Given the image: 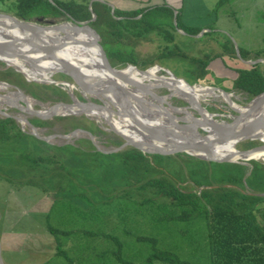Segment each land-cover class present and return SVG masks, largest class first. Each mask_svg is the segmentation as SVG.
<instances>
[{
  "label": "trees",
  "instance_id": "trees-1",
  "mask_svg": "<svg viewBox=\"0 0 264 264\" xmlns=\"http://www.w3.org/2000/svg\"><path fill=\"white\" fill-rule=\"evenodd\" d=\"M222 1L218 0L216 5ZM0 4L4 5L6 11L22 20L34 17H63L75 22L87 21L90 27L99 32V44L109 64L115 68H122L127 64L146 68L157 64L156 60L159 58L178 53L187 56L200 70L194 73L192 82H186L205 85L208 84L206 75L210 61L219 57L221 53L229 52L232 56L235 55L233 49L226 50L223 44L222 52L203 58L191 57L182 51L175 52L177 48L174 44L175 29L187 35H194L200 32L201 27L184 24L179 12L166 3L128 10L113 8L112 12L108 4L97 0H0ZM166 18L169 19L168 22ZM69 25L75 30L72 24ZM168 28L173 30L170 31ZM207 28L206 26L205 29ZM86 30L81 28L92 42L93 37ZM140 41L155 42L158 50L150 55L139 56L135 47ZM83 43L86 47L85 40ZM171 43L174 46L168 47ZM86 51L87 49L81 52L89 56ZM238 52L240 57L246 60L263 59L261 54L264 53V46L252 57H249L246 51L240 52L238 49ZM234 72L232 85L236 90L245 93L248 100L264 91L262 62L244 64L234 69ZM0 79L20 87L36 101L46 104L47 108L53 104L70 102L68 93L61 86L27 81L21 73L11 67L0 68ZM26 103L32 108L29 102ZM64 107L60 106L56 111ZM81 117L83 115L80 113L47 117L32 115L26 119L29 126L37 129H51L60 123L67 130L83 126ZM28 125L24 130L14 117H0V177L11 186L19 187V182H23L18 178L20 174L21 178H24L23 185L36 187L45 195L52 193V210L46 215V227L56 239V253H64L63 256L68 263L74 264L61 246L62 236L70 232V228L76 223L72 224L66 215L73 211L77 218L87 215L86 218L90 217L87 221L96 222L99 194L96 189L100 187L101 182L115 179L119 186L124 187L111 188L114 194L102 198L105 202L116 199L130 200L129 187L135 186L138 188L137 196L140 199L142 197L141 201L135 202L137 206L148 199L158 208L172 207L175 211L167 214V218L179 220L200 218L206 228L208 264H264V162L250 159L242 164L194 158L180 159L176 166H167L165 159H171L172 155L143 153L131 146H124L107 154L94 149L92 145H89L91 151L83 150L74 144L53 146L29 134L26 131L29 129ZM86 128L93 133L95 129L97 130L93 122ZM113 137L119 145L122 138L117 135ZM56 150L71 154L76 161L75 164L71 167L66 166L64 160L54 153ZM119 180H123V183ZM144 189H150V194L144 195ZM158 198L162 200L156 204ZM59 206L66 211L58 214L53 212L58 215L55 218L56 223L64 220L62 224L69 225V228L63 229L49 222L51 212L59 211ZM117 208L118 217L121 220L126 219V215L123 214L126 208L124 206L122 209ZM103 215L107 214L101 216ZM81 230L89 237L97 236L99 241L110 243L109 239H117L115 235L99 229L95 230L96 233L87 227ZM136 240L156 242L151 236L138 235ZM116 243L119 249L114 250L112 245L111 249L103 248L100 257L104 258L110 253L115 255V259L121 260L118 255L121 251V242L116 240ZM147 258H157L168 264H188L187 260L165 250L152 252ZM77 262L81 263V260Z\"/></svg>",
  "mask_w": 264,
  "mask_h": 264
},
{
  "label": "rangeland",
  "instance_id": "rangeland-1",
  "mask_svg": "<svg viewBox=\"0 0 264 264\" xmlns=\"http://www.w3.org/2000/svg\"><path fill=\"white\" fill-rule=\"evenodd\" d=\"M97 1L108 4V6L111 7V12L113 8L128 10L143 7L147 4V2L143 0H136L137 3H135V0ZM153 1L154 0H150L148 3L152 4ZM179 1L180 0H171V3L176 4ZM183 3L184 11H180L179 9V14H184V20L188 24L194 25L196 27H201V33L199 32L194 35H187L181 30L175 29V31H173L174 44L177 47L175 52L182 51V53H185L188 56L203 58L206 55L210 56L217 52H222L224 48L221 44H223L226 50L233 49L235 55L232 56V53H230V55L229 52L221 53L219 57H217L213 61H210L209 66L207 65L208 73L206 77L208 78V84H205L207 85V87H201L205 85L197 82L189 83L191 85H194L189 86L185 82H192L194 80V73L200 71L198 67H196V65L191 63L187 56L174 53L170 57L162 59L159 58L156 60L157 64L146 67L149 68L147 69V71H149L147 80L151 85V88L147 89L151 90L158 96L164 97V106H172L177 108L179 111L175 112V116H183L184 114L182 112V109H184L190 112L193 116L199 117L197 111L190 107L183 98L178 96L176 97V95L168 96L167 94L170 91L167 87L155 86L156 84H159L158 81H160V83L162 81H166V83L170 86L169 79H163L164 76H170L169 73H167V71H169L171 73V76L173 75L174 77L176 76L180 78V81L177 82H180V84L184 87V90L192 88L191 91L195 92L196 99L198 100L199 104L203 106L204 110H206V112H208L212 116L213 120L218 122H231L232 118L235 117V115L238 114L239 110L242 109V106H244L249 101L245 93L236 90L232 85V78L235 76L234 69L242 67L244 64H249L244 62V60L247 61L246 59L240 57L238 49L240 52H248V56L252 57L263 48L264 0H223L218 5L215 4L214 7H207L205 4L204 6L200 7L197 3V0H183ZM4 8V5L0 4V13L14 16L10 11H6V9ZM37 18L39 17H34L30 20L25 21L30 23L29 27H33L36 30H50L54 32V30L58 31V29L60 28L66 33L64 37L66 42H74L75 47L80 52L85 51L88 48L86 43V47L84 46L83 37L80 36L73 28H71L68 23L60 24L69 20H66L63 17L44 18L52 19L55 24L60 25L53 28H43L36 25L46 26L49 24L45 22V20L38 21ZM165 20L167 22L169 21L168 18H166ZM172 23H174L173 18ZM66 26L69 27L67 28ZM203 26H207L208 30L202 34ZM168 29L170 31L173 30L172 28ZM69 31L72 32V38L69 34ZM79 31H81V28H79ZM60 33L61 32H59V34ZM169 46L174 45L171 43L168 44V47ZM135 50L139 56H146L155 53L158 50V47L156 46L155 42L140 41L135 47ZM261 55L263 56L264 60V53H262ZM46 58H48L47 55L43 56V59ZM20 60L22 62L27 61L23 58ZM2 63L0 64V68H6L4 62ZM262 63L264 64V62ZM158 66H160L161 68H158ZM134 70L137 71L132 67H127L122 71L135 72ZM160 75H162L163 77H159ZM49 78L70 82L73 85V93L79 101L83 103H89L92 107H94V109L116 117L114 113L116 109L108 100H106L102 95L94 90L88 91L89 89H87L82 83L80 86L75 84V81L67 74L56 71L50 74ZM200 81L202 80H198V82ZM145 83L147 82H138L137 85H143ZM128 86L131 88H137L134 84H128ZM211 87H219V89L224 90L225 93H222L219 90L212 89ZM62 89H64L67 93L70 91L67 86H63ZM21 92H23V89H21L20 87L13 85L6 80L0 79V94L8 96L9 99L19 102L24 106L25 104L23 103V101L29 102L34 109L41 111L47 109L46 104L36 101L34 98L30 97V95L24 92V95L22 97L25 98H22ZM102 93L104 94V96H106L103 91ZM141 97L146 100H150V95L145 94L144 92H142ZM151 102L156 103L153 99H151ZM132 103L134 102L132 101ZM171 110L173 111L175 109ZM5 115L16 116L19 119H17V121L20 122V125L24 130L28 125L26 122V118L32 116V114L26 112L23 109H19L14 105H7L5 102L0 101V117ZM82 115L83 117H81L80 121L83 126L78 128H69L65 130L59 123L55 124L51 129L36 128L35 130H32L31 126L28 125L29 129L26 131L29 134H33L43 142H46L53 146L74 144L81 147L83 150L91 151L92 149L89 145H92L96 150H98L99 148L98 151L100 152H102V150H105L106 152L103 153L106 154L116 151V148L124 142V140L121 139L122 141L119 143V145L117 144L116 139L113 136L119 135L111 130L110 124L105 122L104 119L101 118L98 120H94L90 118V116L84 114ZM123 116L125 115H121V118L123 120H126ZM150 118L151 119H140L143 122H147L149 125L154 123L156 125H164L162 123V120L157 119L156 117ZM91 122H93L94 127L97 128V130L95 129L94 133L86 128L87 126H91ZM128 122L129 125H131V128L136 127V125H134L135 122L133 119L128 118ZM178 123L185 124L181 121H178ZM188 124L192 125L191 123ZM190 129L194 132V134H198L199 132V134L205 135L207 134V132H209L208 130L206 132L198 126H194V129L193 127H191ZM103 131L105 133H102ZM127 134L129 135V137L136 139L130 132L127 131ZM152 138L156 137L152 136ZM251 142L262 143V141H260L259 139H242L236 142L234 144V147H231L232 152L234 151V148L237 150H248L250 148L258 146V144L252 145ZM253 151H255L256 153H254ZM259 152L264 153V150H252L248 153L254 156V160L264 162V155ZM54 153H57V155L64 160L65 165L68 167L73 166L76 162L75 159L72 158L71 154L62 152V150H56L54 151ZM192 153L200 154L204 158L197 157L186 152L177 151L170 154L172 155L171 159H165L167 162L166 164L167 166H176L178 160L180 159L192 160L194 158H200L202 160L215 162H239L242 164H245L247 161L239 158H229V160L226 161H217L214 159H210L212 157H224L216 152ZM252 153H254V155ZM185 170L186 167L184 169V172H186ZM18 178L20 179V181L22 180L24 182V178H21L20 174ZM119 181L123 183V180ZM23 182H19L20 186L15 187L11 186L5 181V179L0 177V232L6 231L8 233L7 236L11 237L13 239V242L16 243L20 241V239L25 237L30 245H34L36 247V244L38 243L37 238L39 236H42V234L39 233L44 230L45 227L44 221H46L47 223L46 215L50 211L46 213L47 208L45 207H48V205H50L52 201V193H47V195L42 194L36 187L23 185ZM99 186L100 187L96 189L99 192L97 197L98 220L96 222L91 223L87 221V219L90 218H86L87 215H81V218H77L76 214L73 211L69 212L66 217L71 221L72 224L81 223V229L87 227L93 233H96L95 230L99 229L100 231H103L105 233H111L115 235L117 239H109V243L108 241H99V239L95 235L89 237L86 234L81 233V264H168L167 262H164L157 258H147L152 252L164 250L170 251L177 255L179 258L187 260L188 264H208L206 228L200 218H192L188 220L167 218L166 215L173 213L175 210L170 206H168V208H158L155 206V204L150 203L148 199L143 201L142 205L137 206L135 202L141 201L142 197L140 199V197L137 196L138 191L136 190L138 188H135V186L129 187L131 191V193H129L130 200L127 201V199H116L110 202H105V199L102 198H106L107 196L114 194V191H112L111 188L116 189L124 186H119L118 182H116L115 179L101 182ZM143 191L144 195L146 196L150 194V189H144ZM161 200L162 199L159 198L156 199V204H158V202H161ZM116 206L120 209H122L123 206L126 208L123 213L124 215H126V219L123 218L121 220L118 217V215L116 214L118 208ZM25 209V212H27V210L29 209V212H27L26 214L25 212L23 213ZM58 210L59 211L55 210L51 212L48 218L49 222L53 226H60L63 229L68 228L69 225L62 224L64 220H61L60 223H56L57 221L56 219H54L56 217V214H53V212H56L58 214L60 212L66 211L62 206H59ZM102 214L107 215L101 216ZM91 220L93 219L91 218ZM35 231H37L38 235L34 234ZM138 235L145 237H154L156 239V242L153 243L149 240H145L142 242L138 241L136 240V237ZM12 239H10V242L12 241ZM116 240H119L121 242V251L118 254L119 257H121V260L115 259V255H112L109 252V254H107L104 258L100 257L99 254L103 248L111 249L112 245V248L114 250L119 249ZM0 241V253L5 263L7 264L9 262V264H19L17 263V261L20 260L19 253L11 250L9 251L8 249L9 244L13 245L12 242L8 244L7 241L5 242L2 238L0 239ZM61 258L65 261L64 257ZM47 264L52 263L51 261H49Z\"/></svg>",
  "mask_w": 264,
  "mask_h": 264
},
{
  "label": "water",
  "instance_id": "water-1",
  "mask_svg": "<svg viewBox=\"0 0 264 264\" xmlns=\"http://www.w3.org/2000/svg\"><path fill=\"white\" fill-rule=\"evenodd\" d=\"M94 17V16H93ZM3 18H6V19H11L13 20L14 22L16 23H29L25 20H22V19H17L15 18L14 16H11L9 14H4V13H0V21H2ZM38 21H42V20H45V22H47L49 25H46V26H39V25H36L38 27H43V28H53L55 26H58L60 24H72V25H75L79 28H86L87 32H89L91 34V36L93 37V44L96 46L98 52H99V55L102 59V66L103 68L108 71L112 76H116V77H123V75L120 74V71H122L123 69L127 68V67H132L134 69H136L137 71H139L140 73L142 72H145L147 69L149 68H146V69H139L137 68L135 65H132V64H127L125 67L123 68H115L113 66H111L109 64V61L107 60V57H106V54L104 52V50L102 49L101 45L99 44V32L96 30V29H93L92 27H90L87 23V21L85 22H75V21H72V20H69V21H66V22H63V23H60V24H55L53 22L52 19H44L42 17H39L37 18ZM59 32H61L59 35L61 37H64L66 35V33L64 32V30L62 29H58ZM23 40H25L23 38ZM26 41V40H25ZM28 49L26 50H22L21 48L17 47V45H20V41H7V40H0V61L1 62H4L5 64V67H11L13 68L15 71L21 73L24 78L27 80V81H34V82H37V83H45V84H55V85H59L61 87L63 86H67L69 88V96H70V102L69 103H57V104H53L51 105L50 107H48L46 110H37V109H34V108H31L28 106V104L23 101V103L25 104V106L19 102H16L13 100V103L9 101V97L6 96V95H3V94H0V98H5L7 99L8 101H5V103L7 105H14L16 106L17 108L19 109H23L25 110L26 112L32 114V115H36L38 117H47V116H53V115H64V114H84V115H87V116H90V118L94 119V120H98L97 117L93 116L95 114H93L92 112V109L94 107H92L89 103H83L81 101H79L76 96L74 95L73 93V85L68 82V81H65V80H55V79H38V78H31V77H28L25 72L23 70H21L18 66H15V65H12L8 62V59L5 57V55H14V56H17L19 59H25L26 60V57H27V51H29V49H34V50H37V51H41L44 55H47L49 57H53L55 58L56 60L58 59V62L61 63V65L63 66L62 68H59V69H56L54 72L56 71H60V72H63L65 74H67L68 76H70L74 81H75V84L77 85H81V83L87 88L89 89V91H96L97 93H99L100 95H102L106 100H108L106 98V96H104V94L102 93V90L101 88H104L105 90H107L108 93H110L113 97V106L115 107V115H116V118L120 117L121 115H123V113H125L124 115H126L127 117L131 118L134 120V122L136 124V127H134L135 129H137L138 132L140 133H145L146 137L148 138L147 141H137L136 139L134 138H131L125 134H123L122 132L114 129L111 125V130H113L114 132H116L123 140L124 142L119 145L117 148H116V151L121 149L122 147L124 146H131V147H134L138 150H140L141 152L143 153H149V154H161V155H166V154H171V153H174V152H177V151H182V152H186L188 154H191V155H194V156H197V157H203L201 156L200 154H197V153H192L194 151H208V149L215 143V142H218L220 140H230V139H233L235 140L234 143L242 140V134L245 133L247 131V128H245V126H241L239 129H236L238 126H240L242 122L245 121V119L247 118V116L249 115V113L255 108L257 107L258 105L260 104H263L264 103V91L260 92L259 94L253 96L244 106H242V109L239 110L238 114L235 115V117L232 118V121L231 122H218V121H215L213 119H207L205 117V115L203 114V106H201L199 104V102L196 103V105H193L192 103H190L189 101L185 100L190 107H192L194 110L197 111V113L199 114V117H193L192 120H193V123H204L208 126V128L210 129V131L212 133H214L216 135L215 138L213 139H206V135H201L199 134H195V137L194 138H205L204 142H198L197 140H195L194 138H192V136H185L184 133L186 131H188L191 127H193L194 129V124L190 125L187 123L186 120H181L183 123L185 124H181V123H176L174 122V120H172L171 117H173V115H169L167 114L166 111H163L162 109H159L160 107L156 106V105H152V103L149 101V100H142L140 97H138L139 95H129L131 93H128V94H124L123 96H129V98H131L134 103L136 104V106L138 107V110H135V111H131L129 108H125V105L126 106H129V104H126V102L123 100V99H126V97H123L121 93H119L118 89L119 87L117 86V82L115 81H108V83H106L105 86H101L100 87V84L98 82L96 83H89L87 81L84 80L83 76L81 73H77V75L74 74V72L77 70L76 66L74 65H71V64H67L65 62H63L60 58H58L55 54V51L60 49L61 45L60 44H35V43H28ZM256 61H262L264 62L263 59H256V60H247L244 62L245 63H253V62H256ZM158 68H161L160 66H158ZM167 71V70H165ZM167 73H169V75L171 74L169 71H167ZM159 77H163L162 75H160ZM176 77V76H175ZM163 79H170V76H164ZM176 79H180L178 77H176ZM185 81V80H184ZM186 82V81H185ZM187 83V82H186ZM128 84H134L137 88V90H139L141 92L142 89H146L145 90V94H150V98L155 100L156 102H159L162 107H165L163 105L164 103V98H162V96H158L157 94H155L154 92H149L147 91L148 89L147 88H150L148 83H145L143 85H137L138 83H135V82H130L128 81ZM189 86H194V85H191L189 83H187ZM155 86H165L164 83H159V84H156ZM201 87H207V85L205 86H201ZM118 88V89H117ZM212 89H215V90H219L220 92L222 93H225L224 90L222 89H219V87H211ZM118 91V92H117ZM143 91V90H142ZM23 92H21V97L23 96ZM168 96L170 95L169 93L167 94ZM22 98H25V97H22ZM24 100V99H22ZM229 101V100H228ZM114 102H116L119 106V108L125 110L124 112H121L120 110H118L116 108V106L114 105ZM230 102V101H229ZM149 104V105H152L151 107H148V106H143L142 104ZM125 104V105H124ZM60 106H65V107H74L76 108L78 111H69L67 113H59V112H56L57 108L60 107ZM144 107V109H142ZM175 108V107H173ZM183 112H185L184 109H182ZM159 113L163 114L164 116H168L167 121L171 124L172 126V130L168 127V128H165L163 127L162 125H156V124H145L139 117L137 114H139L142 118H147V119H151L150 118V115H153L155 114L154 116H158ZM5 116H11V115H5ZM93 116V117H92ZM14 117L16 120L18 119L16 116H12ZM114 117V116H113ZM101 119V118H99ZM103 119V118H102ZM19 120V119H18ZM153 120V119H152ZM26 121V119H25ZM105 122L109 123V121H107V119L105 118L104 119ZM200 121V122H199ZM27 122V121H26ZM263 125L262 121L259 120L258 122H256L254 124V127L253 128H260L261 126ZM197 126H200V125H197ZM32 130H35L36 128L31 126ZM174 129H178L180 130V132H177L175 131ZM236 129V131L234 130ZM157 130L158 131H161V134H157ZM166 130V131H165ZM163 133V134H162ZM175 133V134H173ZM167 135H169L170 137H173L175 138V136H179L182 138V140H173V143H167L165 141V136L168 137ZM156 137V139L158 141H161V144H158V145H153V141L149 139V137ZM166 139H170L169 137L166 138ZM243 139H246V138H243ZM249 139H253V138H249ZM262 141V140H260ZM99 150V148H98ZM252 150H264V141H262L261 144H259L258 146H255L253 148H250L248 150H235L236 152H238L240 154V157L239 159H244V160H249V159H255V158H251V157H245L246 154ZM102 152H106L105 150H102ZM204 158V157H203ZM230 157H227V156H224V157H212L210 159H214V160H217V161H226V160H229ZM264 160V159H263Z\"/></svg>",
  "mask_w": 264,
  "mask_h": 264
},
{
  "label": "bare ground",
  "instance_id": "bare-ground-1",
  "mask_svg": "<svg viewBox=\"0 0 264 264\" xmlns=\"http://www.w3.org/2000/svg\"><path fill=\"white\" fill-rule=\"evenodd\" d=\"M30 23H16L11 19H6L3 18L2 21H0V40H11L13 42L15 41H20V45H17V47L21 48L22 50H26L28 49V43H35V44H60L61 47L60 49L55 51V54L58 58H60L63 62L67 63V64H71L76 66L77 70L74 72L75 75H77V73H81L84 80L89 82V83H96L98 82L101 86H105L106 83H108V81H115L117 82V86L119 87L118 91L119 93L122 94V96L126 93H131L129 95H139L138 97H140L142 100H146L144 98H142V92L145 93V90L142 89L141 92L139 90H137L136 88H131L128 86V81L130 82H147L149 85L150 83L148 82V75H149V71H145L140 73L139 71H135V72H128V71H120V74L123 75V77H116V76H112L108 71H106L103 66H102V59L99 55V52L96 48V46L91 43V41L89 40V38L82 33L81 31H79V29L77 28V26L73 25L75 27L76 32L83 37V39L85 40V42L87 43V51L86 54L89 56H86L85 54H83L82 52H80L75 45L73 44V42H66L65 40V36L61 37L59 35V31L54 30L50 31V30H46V31H41V30H36L33 27H29ZM55 37V38H52ZM23 38L26 40H23ZM68 49H67V48ZM44 55L41 51H37L34 49H29V51H27V57L26 60L27 61H21L17 56L14 55H5V57L8 59V62L12 65L18 66L21 70H23L25 72V74L28 77L31 78H42V79H48L50 74H52L56 69L62 68L63 66L61 65L60 62H58V59L56 60L53 57H49L46 59H43ZM29 60V61H28ZM78 71V72H77ZM171 76V74H170ZM162 80V79H161ZM179 79H176L173 75L170 77L169 79V84L170 86L166 83V81H162L161 83L165 84V87L168 88V90L170 91L169 94L170 95H176V97H181L184 100L189 101L190 103H195L198 102V100L196 99V94L194 91H191L192 88H188L184 90V87L180 84ZM132 86V85H131ZM150 87V86H149ZM151 88V87H150ZM86 89V88H85ZM184 91H183V90ZM101 90L105 93L106 98L108 99V101L112 104L113 102V97L110 93L107 92V90H105L104 88H101ZM89 91V90H88ZM117 91V92H118ZM149 92H152L151 90H147ZM150 95V94H149ZM151 96V95H150ZM126 97V99H123L126 104H129V106H126L125 104V108H129L131 111H135L138 110V107L136 106L135 103H132L131 98H129V96H123ZM152 98V97H151ZM151 98H149L150 102H151ZM164 98V97H162ZM0 101H8L5 98H0ZM9 101H12V99H9ZM112 101V102H111ZM134 102V101H133ZM156 102V101H155ZM152 105H156L158 107H160L159 109H162L163 111H166L167 114L169 115H173L172 120H174V122L178 123V121L181 120H186L188 123L194 124L195 126L200 125L198 127H200L201 129L205 130L207 132V130L209 132H207L206 135V139H213L216 137V135L214 133H212L210 131V129L208 128V126L204 123H193L192 118L194 117L190 112H188L187 110H185V112H183V116H175V112L179 111L177 108H173L172 106L170 107H162V105L159 102L153 103L151 102ZM113 105V104H112ZM114 105L116 106V108L118 110H120L121 112H124L125 110L119 108L120 106L114 102ZM143 106H148L151 107L152 105L149 104H142ZM119 106V107H118ZM144 109V107L142 108ZM171 109H175V110H171ZM67 111H78L76 108H72V107H64L62 108L59 113H64ZM93 116L99 118H103V119H107V121L110 122V125L122 132L123 134L129 136L127 134V131L130 132L137 141H147L148 138L146 137L145 133H140L137 131V129L135 128H131L128 122V118L127 116H123L125 117L126 120H123L120 117L116 118L113 117L110 114L104 113V112H100L96 109H92ZM203 114L205 115V117L207 119H212V116L206 112V110L203 109ZM125 113H123L124 115ZM139 118H142L139 114H137ZM150 115V117H156L157 119L162 120L163 127L165 128H170L172 130V126L171 124L167 121L166 118H168V116H164L163 114L159 113L158 116H154ZM131 119V118H130ZM147 120V119H146ZM259 120L262 121L263 125L260 128H253L254 124L256 122H258ZM231 121V120H230ZM182 122V121H181ZM200 122V121H199ZM145 124H148L147 122H144ZM136 124V123H135ZM155 124V123H154ZM241 125L238 126L236 129H239L241 126H245V128H247V131L245 133L242 134L243 138H253V139H259L264 141V103L258 105L257 107H255L247 116V118L245 119L244 122L240 123ZM236 129H234L236 131ZM177 132H180V130L178 129H174ZM166 131V130H165ZM157 134H161V131L157 130ZM163 134V133H162ZM175 134V133H173ZM185 136H192V138L195 137L194 132L189 129L188 131H186L184 133ZM170 139H166L168 137L165 136V141L167 143H173V140H182L181 137L179 136H175V138L170 137L169 135H167ZM242 138V139H243ZM150 140L153 141V145H158L161 144V141H158L156 138H152L149 137ZM195 140H197L198 142H204L205 138H194ZM234 141L233 139L230 140H220L218 142H215L209 149L208 151H194V152H216L219 153L222 156H229V157H234V158H239L240 154L238 152H236L235 148L234 151L232 152L231 147H234ZM229 152H228V151ZM254 153H256L255 151H253ZM254 153H252L254 155ZM261 153V152H259ZM264 155V153H261ZM245 157H251L254 158V156H252L250 153H247Z\"/></svg>",
  "mask_w": 264,
  "mask_h": 264
},
{
  "label": "crops",
  "instance_id": "crops-1",
  "mask_svg": "<svg viewBox=\"0 0 264 264\" xmlns=\"http://www.w3.org/2000/svg\"><path fill=\"white\" fill-rule=\"evenodd\" d=\"M115 1V0H114ZM116 1H121V0H116ZM125 1V0H124ZM146 1L148 5H155V4H162V3H166L169 6H171L175 11L179 12L180 11H184L183 8V0H180L178 3L174 4L171 3V0H154L153 3H148L150 0H143ZM218 0H197V3L199 4V6H204V4L209 7H214L216 2ZM135 3L136 0H135ZM146 4V3H144ZM146 4V5H147ZM181 20L184 24H188L185 20H184V14H180ZM190 25V24H189ZM206 26H203L202 31H207L208 29H205ZM201 33V32H200ZM46 209V213L48 211L52 210V201L50 203V205H48V207H45ZM36 209V208H35ZM34 209V210H35ZM26 211V209L23 211V213ZM27 212H29V209L27 210ZM25 212V214L27 213ZM45 213V215H46ZM44 215V216H45ZM56 216H58L56 214ZM56 218V217H55ZM54 218V219H55ZM2 219V218H1ZM45 222V227L44 230H42L39 234H42V236L38 237V243L36 244L37 246L35 247L34 245H30V243L27 242V240L25 239V237H23L22 239H20V241L13 242V239L8 235V233L6 231H2L0 232V239L2 238L5 242L7 241V243H11L8 245V249L9 251H15L17 253H19L20 257L17 261V263L19 264H47L49 261H51L52 264H66L68 263V261H66L65 257L63 256L64 253H56V248H55V237L53 234H51L49 232V230L46 227V221ZM81 223H76V225L71 229L70 232H68L66 235L64 234V236H62L63 240H62V247L64 252L67 254V256L72 260V262L81 264L80 262H77L79 260H81V233L84 234V231L81 230ZM69 228V227H68ZM35 235H38L37 231L34 232ZM50 236V237H49ZM10 239H12V241L10 242ZM1 242V241H0ZM0 252H1V247H0ZM64 257L65 261L61 258ZM20 261V262H19ZM0 264H6L5 261L3 260V258L1 257V253H0ZM9 264V262L7 263Z\"/></svg>",
  "mask_w": 264,
  "mask_h": 264
}]
</instances>
